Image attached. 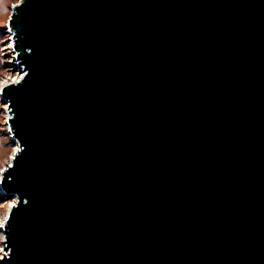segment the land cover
I'll use <instances>...</instances> for the list:
<instances>
[{
  "label": "water",
  "instance_id": "95a60500",
  "mask_svg": "<svg viewBox=\"0 0 264 264\" xmlns=\"http://www.w3.org/2000/svg\"><path fill=\"white\" fill-rule=\"evenodd\" d=\"M0 264H264V0H20Z\"/></svg>",
  "mask_w": 264,
  "mask_h": 264
},
{
  "label": "rangeland",
  "instance_id": "374dc122",
  "mask_svg": "<svg viewBox=\"0 0 264 264\" xmlns=\"http://www.w3.org/2000/svg\"><path fill=\"white\" fill-rule=\"evenodd\" d=\"M19 2L20 0H0V88L22 77V74L13 66L11 61L10 33L6 27L12 8ZM8 117L7 105L0 98V174L10 163L17 150V146L11 142V134L7 124ZM15 203L16 198L8 197L0 189V225H2L0 226V249H2L0 253L6 252L3 243L4 234L1 230L11 206Z\"/></svg>",
  "mask_w": 264,
  "mask_h": 264
},
{
  "label": "built area",
  "instance_id": "2783aa9c",
  "mask_svg": "<svg viewBox=\"0 0 264 264\" xmlns=\"http://www.w3.org/2000/svg\"><path fill=\"white\" fill-rule=\"evenodd\" d=\"M9 33H10V49H11V55H12L11 56L12 57V60L11 61H12V64H14L16 62V54H15V52L13 50L12 35H11L10 30H9ZM16 81H14V82H16Z\"/></svg>",
  "mask_w": 264,
  "mask_h": 264
},
{
  "label": "snow or ice",
  "instance_id": "6c2138e0",
  "mask_svg": "<svg viewBox=\"0 0 264 264\" xmlns=\"http://www.w3.org/2000/svg\"><path fill=\"white\" fill-rule=\"evenodd\" d=\"M0 226H2V225H0ZM0 251H2V249H0ZM0 258H2V257H0Z\"/></svg>",
  "mask_w": 264,
  "mask_h": 264
},
{
  "label": "bare ground",
  "instance_id": "6f19581e",
  "mask_svg": "<svg viewBox=\"0 0 264 264\" xmlns=\"http://www.w3.org/2000/svg\"><path fill=\"white\" fill-rule=\"evenodd\" d=\"M3 253V252H2ZM2 253H0V254H2Z\"/></svg>",
  "mask_w": 264,
  "mask_h": 264
}]
</instances>
